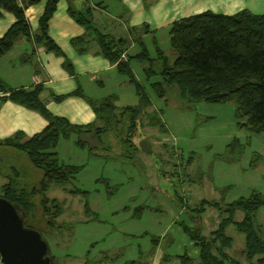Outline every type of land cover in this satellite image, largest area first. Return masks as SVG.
I'll list each match as a JSON object with an SVG mask.
<instances>
[{
	"label": "crops",
	"instance_id": "0c3cea01",
	"mask_svg": "<svg viewBox=\"0 0 264 264\" xmlns=\"http://www.w3.org/2000/svg\"><path fill=\"white\" fill-rule=\"evenodd\" d=\"M47 1L42 0L26 8L32 37L19 38L13 49L0 58V78L7 85L6 90L0 87V140L13 137L18 132H23L26 138H30L43 131L49 124L41 112L10 99L4 100L11 90H30L41 86L43 91L40 98L46 103L48 110L53 115L66 117L77 124H88L97 120L93 106L85 98L74 94L79 87L95 101L100 102L116 95V103L120 108L141 105L129 77L120 74L117 65L101 53L99 32L117 39L129 40L130 46L124 54L125 59L140 53L141 41L145 42L154 59L158 57V48L165 55L166 51L162 46L170 45L172 48L171 29L174 23L194 16L189 15L194 11L197 14L205 11L225 12V8L227 12L224 14L228 15H235L242 10L264 14V0H215L212 3L211 0H76L79 10L87 11V8H92L93 28L89 29L71 16L69 0H60L49 23V35L63 51V55H58L49 51L43 42L36 40V36L41 33L40 18L45 12ZM181 2L188 4L183 7ZM19 3L25 4L24 0ZM218 4L224 5V8ZM180 14L184 17L175 21L173 16L178 18ZM110 21L117 25L113 26ZM15 22L16 18L12 13L3 11L0 16V38ZM67 60L72 64L70 68L65 64ZM131 66L152 97L154 106L150 110H165L163 116H171L172 126L166 124V132H160L158 128H144L143 133L149 140H145L143 144L150 150L143 148L137 154L145 166L144 174L135 165L125 164L117 159L120 143L116 142L114 146L111 143V134L103 136L105 145L112 150L109 152L101 149L96 153L99 156L95 157L94 166L100 170V174L94 179V190L79 188L87 192L86 195L91 197L94 205L87 207L86 204L83 208L84 213H88L90 209L91 216L88 214L78 223L76 238L79 241L66 246L65 258L61 259L64 263L66 261V264H183L181 257L184 255L200 261V249L185 233L180 223L193 226L188 213L189 204L197 205L211 199L193 200L189 197L190 191L198 186H207L215 176V181L222 177L229 180L228 192L232 191L229 202L249 197L254 191L264 194V134H253L239 129L234 117V105L226 110L225 115L232 116L235 130L233 126L231 129L227 126V118H223L218 129H207L206 124L210 121L197 126V113L188 108L187 102L184 109L179 104V107L175 105V112L172 110L170 114L169 104L151 94L149 87L152 89L151 83L159 78H154L152 82L147 80L145 68L148 63L133 59ZM170 94L168 101L171 100ZM58 96L66 98L56 100L55 97ZM178 97L179 95L176 99ZM171 108L174 109L173 106ZM163 121L166 119L163 118ZM152 131H155V134H152ZM213 133L226 137L225 152L214 155L209 163L203 161L201 165L196 164L193 146L202 143V139L212 137ZM162 137L168 140L160 144ZM77 138V135H73L71 139H63L59 143L56 152L62 161L64 160L61 158L60 148L63 142H72L76 146ZM234 139L245 145L244 154L236 162L220 159L224 161L216 167L215 158L225 154ZM202 146L203 152L214 150V144L206 143ZM109 156L115 159H108ZM87 164H82L84 169L73 182L87 171ZM195 172L198 177H195ZM174 173L180 176V181L173 183V189L171 183L169 184L171 179L166 177L172 175L174 181L177 177ZM101 180H107L109 187L119 185L120 189L110 196ZM167 188L171 192L177 190L184 200V205H179L165 191ZM68 191L70 193V190ZM118 198L122 199L123 205L109 208V204ZM140 209L142 212H139ZM136 212L139 217L135 216ZM240 214L241 212L237 214V220H242L243 214ZM219 220L220 213L216 207L207 208L203 215L204 234L209 235L217 229ZM210 226L214 228L210 229ZM228 231L234 239V246L239 244L245 248V237L237 234L239 232L236 227L231 225ZM54 236L56 234L51 235L53 240L59 235L56 238ZM153 237L160 238L161 241L154 244ZM164 238H168L166 241L169 242L173 240L167 249L163 247Z\"/></svg>",
	"mask_w": 264,
	"mask_h": 264
},
{
	"label": "trees",
	"instance_id": "16d2710c",
	"mask_svg": "<svg viewBox=\"0 0 264 264\" xmlns=\"http://www.w3.org/2000/svg\"><path fill=\"white\" fill-rule=\"evenodd\" d=\"M19 1L0 0V16L3 11H7L16 18V22L0 38V58L13 49L19 38L32 37L26 8L42 0H24V5H20ZM59 1H47L45 12L40 18L41 33L36 36V40L43 42L49 51L63 55L62 49L49 35V23ZM75 1L69 0L71 16L79 24L92 29V8L81 11L77 9ZM99 33L101 53L111 63L117 65L120 74L129 77L141 100V105L120 108L116 103V95L100 102L95 101L79 87L74 94L85 98L93 106L97 120L88 124H77L66 117L53 115L48 110L46 103L40 98L43 91L41 86L30 90H11L10 94L3 98L37 110L49 121L43 131L30 138H26L23 132H18L13 137L0 140V146L12 147L25 153L31 164L43 172L36 186L26 187L20 183L18 172L12 169L14 178H10L3 186L1 195L10 199L25 212L29 227L37 228L43 234L51 233L55 229L57 220L63 212V205L57 199H51L46 195L50 185L54 182L71 183L84 169L82 165L67 164L60 159L56 149L61 140H69L73 135H77L76 146L97 157L99 155L96 153L101 149L109 152L112 150L105 145L103 136L117 135L123 152L117 154L116 158L125 164L135 165L143 172L145 166L137 154L145 140H149L143 133L144 128L167 131L166 123L163 121L165 110H150L154 106L153 100L146 85L138 80L131 66L133 59L148 63L145 73L149 82L159 78L151 83L157 98L167 103L170 90L176 89L191 110L200 103L232 104L235 107L234 117L239 129L253 134H264V14H254L249 10H242L235 15L205 11L176 21L171 29V46L176 54L172 62L160 48H158V57L153 59L144 41H141L142 49L139 54L125 59L124 54L130 46L129 40ZM65 64L69 68L72 66L68 60ZM0 87L6 90L1 78ZM65 98L66 96L55 97L56 100ZM196 118L197 126L212 119H201L198 114ZM244 151L245 145L234 139L227 152L217 156L215 160L225 159L236 162ZM209 174L212 176L211 170ZM179 181L180 176L176 177L173 183ZM100 182L105 183L110 196L119 189L116 186L109 187L107 180ZM172 188L174 189L173 185ZM165 191L179 205H184V200L177 190L171 192L167 188ZM72 193L86 195L87 192L76 188ZM50 204L57 209L56 212L51 210ZM208 205L219 210L221 221L217 229L205 235L203 215ZM189 206L188 213L194 225L189 226L185 223L180 225L200 249L201 264H246L230 254L229 250L232 249L234 242L228 234L231 225L245 236V248L242 254L248 264H264V225L260 224L257 218L258 212L264 207V194L254 191L249 197H242L232 202L204 200L200 204H189ZM139 212H142V209ZM239 212L243 214L242 220H237ZM37 213L42 214V218ZM88 214H91L90 209ZM135 216L140 215L136 212ZM47 217L49 220L46 219ZM45 221L48 228L43 229L40 225ZM167 239L164 238V249L173 243V240L169 242L166 241ZM153 241L156 244L161 240L153 237ZM53 259V264H56L54 257ZM181 260L183 264L191 262L186 255L181 257Z\"/></svg>",
	"mask_w": 264,
	"mask_h": 264
},
{
	"label": "rangeland",
	"instance_id": "374dc122",
	"mask_svg": "<svg viewBox=\"0 0 264 264\" xmlns=\"http://www.w3.org/2000/svg\"><path fill=\"white\" fill-rule=\"evenodd\" d=\"M191 1L194 2V0H191ZM195 1H197V0H195ZM206 2H208V1L206 0ZM212 2H215V0H211V3ZM75 3H76V1H75ZM181 3L183 5V7L188 4L187 2H181ZM218 5L222 6V9L224 8V5H221V4H218ZM76 7H77V3H76ZM224 11L227 12L225 10V8H224ZM225 12L220 11L217 13H225ZM196 14L197 13L194 11V12H192V14H189V15H196ZM173 17H174L173 19H175V21H176V20L181 19L184 16H183V14H180L178 16V18H176L175 15ZM99 21H101V20H99ZM99 21H98V23H99ZM110 22L113 24V26L117 25L113 21H110ZM162 47L165 48L166 55L169 56L170 61L172 62L176 56L175 52L170 47V45H163ZM6 87H7V85H6ZM149 90H150L151 94L154 95V91L152 89H150V87H149ZM170 92H171V94H170L171 100L168 101L167 104H169L168 111L171 110V112H170V114H171L172 110H173V112H175L174 111V110H176L175 108L179 107L177 104H179L180 107H182V109H184L185 101L181 97L179 91H176V89L170 90ZM178 95H179V97L176 99V97ZM122 102L126 103L124 100H122ZM161 104L164 105L165 103H161ZM170 105L173 106L174 109H172ZM175 105H176V107H174ZM231 106H232V104L200 103L194 108V111H195V113H197L200 116L201 119L212 118L211 119L212 122L210 121L206 124L207 129H218V126L220 124H222V122H223L222 121L223 118H227L228 119L227 126L230 129L233 126L232 127L233 130H235L236 127L233 123L234 119L232 118V116L228 117L227 115H225L226 110L231 108ZM163 107H165V106H163ZM57 109L59 110L60 107ZM179 109H181V108H179ZM163 118L166 119V121H165L166 124H169L170 126H172L171 125L172 124L171 116H167L166 118L163 116ZM169 119H171V120H169ZM193 120H195V116L193 117ZM154 132L155 131H152V134H155ZM110 138H111V143L114 146H115L116 142L119 143V138H117V135L111 134ZM167 140L168 139L166 137H162L160 139V144H162V142L166 143L165 141H167ZM201 142L202 143H199V144H196L193 146L194 147L193 150H194V152H196L195 162L198 165H201L200 163H202L203 161H207L209 163L213 159L214 155L225 152L226 137L224 138V135L217 136V133H213L212 137H207L205 139H202ZM206 143L208 145L214 144V150L212 152L201 151V149L203 148L202 145H204ZM156 146H157V144H156ZM141 147H142V149L147 148L144 144H142ZM147 149L150 150L149 148H147ZM206 149H208V148H206ZM117 151H118V154L119 153L121 154L123 152L121 145L118 146ZM253 152H255L254 149H253ZM60 155H61V158L67 164L82 165L83 163H88L87 167H86L88 169L82 175H80V177H78L79 179L75 182H72V183L68 182V183H63V184L54 182L52 185H50V187L46 193V195L48 197H50L52 199L53 198L57 199L58 202L61 205H63V212L64 211L66 212V213L62 212V214H61L62 217L60 216L58 218L57 225H56L55 229L52 230L51 233L45 232L43 234L45 236L46 240L48 238L47 241H49L51 244V246H50V248L52 249L51 253H53L52 256L54 255L53 257H55V259H56V261H55L56 264H61V262L64 263V260L61 261V259L65 258L64 252H65L66 246L72 245L74 242L79 241V239L76 238L78 223L82 219H84L85 217L88 216V213H84V211H83L84 206L86 204H89L90 207L94 205L93 201L89 195H82V194L74 195L72 193V190L76 189V188H78V189L82 188V189H85L88 191H93L94 187L96 186V182L94 181V179L96 177H98L100 174V170H98L94 166L95 156L90 154L87 150H81V149L77 148L72 142H68V141L63 142V144L60 148ZM223 161L224 160L217 159L214 162V164L217 167V165L222 163ZM224 166H226V165H224ZM242 166H243V163H242ZM12 169L16 170L18 172V174L20 175L19 176L20 177L19 178L20 183L26 187L36 186L43 176V172L41 170L36 169L31 164V162L29 161V159L27 158L25 153H22V152L18 151L17 149H14L12 147L0 146V196L3 194V191H2L3 186L9 182L10 178L11 179L14 178L13 174L11 173ZM9 170H10V172H9ZM214 172H215V167H214ZM9 174L11 176H6ZM176 174L177 173H175L174 176ZM182 175L184 176V174H182ZM176 176L178 177V175H176ZM196 176L197 177L199 176L197 172H195V177ZM212 176H213V173H212ZM212 176H210V177H212ZM166 179H171V181H172L171 187H172V185H173L172 175L170 177H166ZM214 179H215V176L209 181L210 184L208 183L207 186L202 185V186H198L195 189H192L189 193L190 194L189 197L193 200L194 199H211V200L221 201L223 203L229 202V199H230L231 194H232V191L228 192V189H230V187L228 185L229 180L225 179V177H222L220 179L218 178L217 181H215ZM169 184H170V182H169ZM113 186L119 187V189H120L119 185H113ZM68 190H70L71 194L69 193ZM244 195H245V193H244ZM120 205H123V202H122L121 198H118L109 204V208H111V209L117 208ZM49 207L51 208V210L53 212L57 211V209L53 208L52 204H50ZM207 208H210V205H208ZM39 212H40V210H39ZM37 214H40V213H37ZM40 215L42 218V214H40ZM89 215L91 216V214H89ZM257 218H258V222L260 224L264 225V208H262L258 212ZM46 219L49 220V217H47ZM219 221H221V219ZM40 226L43 229L48 228V224L46 223V221L44 222V224L42 223ZM215 226H216V224H215ZM211 227L214 228L213 226H210V229H211ZM52 233L56 234V236H54L55 238L58 235L59 236L53 240V238L51 237V235H53ZM228 234H230L229 231H228ZM237 234H241V233H237ZM241 236L245 237L243 234H241ZM243 249H244V245L242 247L239 246V244L234 246V243H233V247L229 251H230V254H232V255L234 254V256L237 259L242 260L244 263L248 264L247 259L244 256H242V254L241 255L239 254L240 251ZM108 263H110V262H108ZM64 264H66V261ZM190 264H201V262L192 258Z\"/></svg>",
	"mask_w": 264,
	"mask_h": 264
},
{
	"label": "water",
	"instance_id": "95a60500",
	"mask_svg": "<svg viewBox=\"0 0 264 264\" xmlns=\"http://www.w3.org/2000/svg\"><path fill=\"white\" fill-rule=\"evenodd\" d=\"M43 233L26 223L25 212L0 196V264H53Z\"/></svg>",
	"mask_w": 264,
	"mask_h": 264
}]
</instances>
